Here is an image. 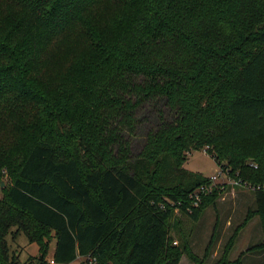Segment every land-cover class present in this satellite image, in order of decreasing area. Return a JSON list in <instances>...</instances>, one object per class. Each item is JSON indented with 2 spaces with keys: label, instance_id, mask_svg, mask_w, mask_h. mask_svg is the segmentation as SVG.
<instances>
[{
  "label": "trees",
  "instance_id": "16d2710c",
  "mask_svg": "<svg viewBox=\"0 0 264 264\" xmlns=\"http://www.w3.org/2000/svg\"><path fill=\"white\" fill-rule=\"evenodd\" d=\"M0 105L18 129L0 112V264H19L13 233L38 264L50 236L55 264H204L215 235L202 257L170 237L174 209L196 223L223 193L192 208L211 181L184 165L203 149L254 194L214 264L264 252V0H0ZM255 217L260 244L230 260Z\"/></svg>",
  "mask_w": 264,
  "mask_h": 264
},
{
  "label": "rangeland",
  "instance_id": "374dc122",
  "mask_svg": "<svg viewBox=\"0 0 264 264\" xmlns=\"http://www.w3.org/2000/svg\"><path fill=\"white\" fill-rule=\"evenodd\" d=\"M1 108H4V105H0V112H3L1 115V120L4 122L3 127L13 137V141L15 142L18 133L16 123H14L16 118L10 117V121L12 122H5L4 109ZM158 110L163 117H168L167 111L162 106L155 111L154 108L153 110L147 108L139 114L141 124L136 134L131 139V146L134 154L140 151L147 131L150 128H154ZM187 159L184 165L187 171L208 178L215 176L216 180L214 181V185L223 189V193L221 194V198L217 201L216 206H211L205 210L200 220L196 223L178 209H174L170 221L173 228L170 231V237L173 240V245L176 247L181 244L180 235L188 237L193 252L198 257H202L212 236L215 235V241L208 247L210 256H208V260L206 259L204 263L214 264L221 257L220 255L223 251V247L231 237L233 231L242 224L246 213L254 209V194L251 190L234 186L232 182L235 181L229 178V170L226 169L228 176L220 175L222 168L214 160L213 153L208 152V149L193 151L187 155ZM226 164V161L220 163L221 166ZM9 183L10 178L4 172L0 186L3 184V187H6ZM1 195L2 193H0V196ZM207 195L208 194L202 196V198ZM227 222H229V226L226 225ZM13 231H15V229H13ZM50 239L49 255L46 258V264H49L54 252L55 242L51 236ZM261 240L259 218L255 217L237 236L229 259H237L247 249L259 245ZM7 244L10 252L13 253V256H16L19 264H38L37 258L39 256V248L36 244L29 243L24 234H9L7 236ZM263 254L264 252L259 250L252 251L242 258V262L244 264H258V259H263ZM81 262L82 259H77L73 264H80ZM180 264H192V262L184 255L181 257Z\"/></svg>",
  "mask_w": 264,
  "mask_h": 264
},
{
  "label": "built area",
  "instance_id": "2783aa9c",
  "mask_svg": "<svg viewBox=\"0 0 264 264\" xmlns=\"http://www.w3.org/2000/svg\"><path fill=\"white\" fill-rule=\"evenodd\" d=\"M220 175L228 176V172L224 171L223 169H221ZM209 180L211 181L209 186L200 187L192 195H190L192 208H198L199 204L201 202L202 196H204L206 194H210L212 192V188L215 186L214 185V181L216 180V177L215 176L210 177ZM232 184L234 186H240L241 187L240 182H236L235 181V182H232ZM243 188L248 189V190L251 189V188H248V187H245V186ZM188 212L191 213L192 209H188ZM50 264H55V263L53 261H50Z\"/></svg>",
  "mask_w": 264,
  "mask_h": 264
},
{
  "label": "crops",
  "instance_id": "0c3cea01",
  "mask_svg": "<svg viewBox=\"0 0 264 264\" xmlns=\"http://www.w3.org/2000/svg\"><path fill=\"white\" fill-rule=\"evenodd\" d=\"M237 187H238V186H237ZM232 194H235V193H232ZM231 197H233V196H231ZM221 201H223V200H221ZM226 225L229 226V225H230L229 222H227ZM258 256H261V255H258ZM263 256H264V254H263ZM263 260H264V257H263V259L259 258V259H258V264H262ZM72 264H73V263H72Z\"/></svg>",
  "mask_w": 264,
  "mask_h": 264
},
{
  "label": "water",
  "instance_id": "95a60500",
  "mask_svg": "<svg viewBox=\"0 0 264 264\" xmlns=\"http://www.w3.org/2000/svg\"><path fill=\"white\" fill-rule=\"evenodd\" d=\"M1 187H3V184L1 185Z\"/></svg>",
  "mask_w": 264,
  "mask_h": 264
}]
</instances>
